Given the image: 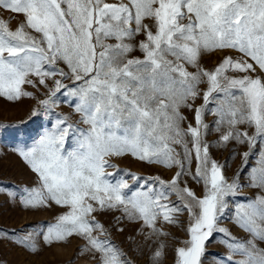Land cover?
Masks as SVG:
<instances>
[{"label": "snow or ice", "instance_id": "snow-or-ice-1", "mask_svg": "<svg viewBox=\"0 0 264 264\" xmlns=\"http://www.w3.org/2000/svg\"><path fill=\"white\" fill-rule=\"evenodd\" d=\"M0 9L25 17L15 31L0 21V96H30L22 85L35 86L29 79L34 76L47 90V98L39 101L46 116L64 97L79 114L78 123L87 126L77 127L57 114L30 144L13 149L37 179L36 187L9 195L26 209L52 203L68 209L47 227L45 243L75 235L96 264H130L103 225L90 219L93 213L119 211L129 222L143 221L141 233L151 229L145 236L150 240L163 235L158 219L174 224L187 212L189 238L175 250V264H203L214 233L223 235L228 250L218 264H264L259 246L264 243V148L248 176V186L259 193L235 204L230 217L248 236L241 240L219 225L228 198L244 185L239 175L231 182L225 178L203 140L204 113L215 103L209 111L218 117L216 130L228 129L221 142L246 143L250 150L264 143V78L251 75L257 67L264 72V0H0ZM140 33L143 59L128 58L134 46L127 41ZM225 50L240 55L225 56L211 71L199 66L203 53ZM188 66L197 70L189 72ZM201 84L207 85L204 104L193 109L188 101L200 95ZM181 107L194 111L195 126L181 127L186 120ZM239 125L254 129L253 134ZM128 154L175 168V175L169 181L125 179L127 173L107 171L114 167L107 158ZM249 156L245 152L244 160ZM185 177L203 186L202 196ZM17 243L32 247L27 236ZM162 254L155 251L153 264H160Z\"/></svg>", "mask_w": 264, "mask_h": 264}, {"label": "rangeland", "instance_id": "rangeland-1", "mask_svg": "<svg viewBox=\"0 0 264 264\" xmlns=\"http://www.w3.org/2000/svg\"><path fill=\"white\" fill-rule=\"evenodd\" d=\"M107 2L115 3L118 0H107ZM0 21L7 24L10 31H15L25 23V17L0 9ZM144 23L152 25V21L148 19ZM144 39V34L140 33L132 40L127 41L134 46L133 51L128 53V58L143 59V53L138 46ZM107 43H115V41L108 40ZM228 55L238 57L240 54L232 50L203 53L198 63L202 69L211 71ZM59 67L67 71L66 66L62 63ZM196 70V68L188 66L189 72H195ZM229 74L234 76L244 75L243 73ZM251 75L254 78L257 76L264 78V72H261L258 67L256 72L251 73ZM29 79L34 81L35 86L25 83L22 85V90L30 93V96H21L15 100L0 96V264H96V258L92 254L81 251L85 246V241L78 236L68 237L64 241L45 243L44 234L47 227L55 225L59 216L68 211L67 208L52 203L48 207L26 209L20 204L18 197L14 199L9 195V192L19 193L25 187H36V175L23 159L13 151L18 144H30L46 126L51 127L52 120L57 114L67 117L68 122L77 127H87L78 123L81 119L79 114L75 113L69 104L63 102L66 99L64 97H61L58 106L52 109V115L46 116L44 109L39 105V101L47 98V90L39 84L38 78L32 76ZM46 83L50 87L53 84L51 79L47 80ZM65 83L71 85V81H65ZM206 88V84H201L199 86L200 95L194 102L192 100L188 101L193 109L204 104L203 92L206 91ZM215 106V103H209L208 110L205 111L203 117L204 124L208 125L207 134L203 137V140L209 146V157L222 166L223 175L229 182L239 175V183L244 185L235 197L228 198L230 206L219 226L227 229L232 237L246 240L248 239L247 234L239 229L230 217L235 204L243 202L247 198H254L259 193L258 189L248 186V176L250 169L256 164L258 153L264 148V143H257L250 150L246 143L240 144L230 141L225 144L221 142L222 134L228 129L227 125H224L219 131L216 130L215 121L218 117L209 111ZM34 112L35 115H33ZM180 113L186 118L181 127L186 129L189 124L195 126L194 111L189 110L187 107H181ZM238 127L240 131H248L249 135L254 132V129L249 128L247 125H239ZM179 150L177 148V151ZM245 152H250L247 161L243 158ZM107 159L114 166L107 169V171L113 172L115 175L127 173L125 179L134 175L142 178L159 177L169 181L176 172L175 168L168 169L160 165L148 164L132 157L130 154L112 156ZM245 164H247V167L244 166ZM192 169L195 171V162H193ZM184 179L187 180L188 187L197 196L203 195L202 185L195 183L190 178L185 177ZM129 183L132 187H135L131 180H129ZM171 200L175 201V196ZM90 219L103 225L108 232V238L125 254L124 258L130 261V264H153L154 253L158 249L163 253L160 257V264H175V250L183 247L182 242L189 238L186 234L189 225L187 212L177 216V223L174 224L166 223L162 218L158 219L156 227L163 235L154 236L150 240H146L145 236L151 229L144 227L143 234L141 233L143 221L129 222L122 218L119 211H101L98 209ZM4 233L8 235L5 237ZM26 236L30 239L32 245L30 248L17 243ZM223 239L222 234L214 233L206 242L203 264H218V257L227 256L228 250L222 243ZM259 246L264 248V243ZM239 258L238 256L235 257V259Z\"/></svg>", "mask_w": 264, "mask_h": 264}]
</instances>
